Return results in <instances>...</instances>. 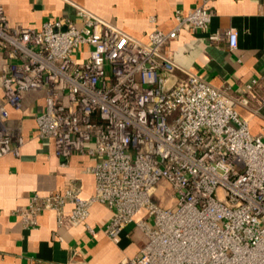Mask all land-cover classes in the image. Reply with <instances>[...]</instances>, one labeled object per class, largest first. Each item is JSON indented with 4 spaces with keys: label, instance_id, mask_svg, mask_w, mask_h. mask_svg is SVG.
I'll list each match as a JSON object with an SVG mask.
<instances>
[{
    "label": "built area",
    "instance_id": "obj_1",
    "mask_svg": "<svg viewBox=\"0 0 264 264\" xmlns=\"http://www.w3.org/2000/svg\"><path fill=\"white\" fill-rule=\"evenodd\" d=\"M177 20L144 42L82 7L32 28L11 21L0 2V157L19 155L25 138L11 111L39 93L36 136L66 160H95L91 198L74 184L35 195L19 215L35 226L40 213L71 204V223L82 225L104 205L113 243L132 226L146 238L120 264H264V133L251 132L229 89L191 73L176 80L163 48L185 27L207 30L211 14L198 7ZM225 34L236 48L237 32ZM162 185L169 205L158 200Z\"/></svg>",
    "mask_w": 264,
    "mask_h": 264
},
{
    "label": "crops",
    "instance_id": "obj_2",
    "mask_svg": "<svg viewBox=\"0 0 264 264\" xmlns=\"http://www.w3.org/2000/svg\"><path fill=\"white\" fill-rule=\"evenodd\" d=\"M0 2L11 21L32 28H40L48 19L75 18L82 7L144 42L154 29L173 30L178 11L186 15L204 7L211 14L207 30L185 27L162 51L179 67L176 80H186L191 73L215 87L229 89L240 102L236 109L249 122L251 132L264 133V0ZM229 29L238 35L234 49L225 34ZM216 33L219 38L211 41L209 36ZM2 65L0 59V104L4 101ZM44 105V97L33 93L21 111H11V120L21 130L25 144L19 155L0 157V264H120L124 257L136 255L146 238L132 226L123 232L120 244L113 243L105 231L112 212L104 205H94L88 223L82 225L71 223V204L62 214L53 210L40 213L35 226L27 225L19 215L35 195L62 193L74 184L81 187L84 199L95 193V177L89 172L93 158L74 154L66 160L36 136L35 115ZM129 233L136 244L129 241Z\"/></svg>",
    "mask_w": 264,
    "mask_h": 264
},
{
    "label": "rangeland",
    "instance_id": "obj_3",
    "mask_svg": "<svg viewBox=\"0 0 264 264\" xmlns=\"http://www.w3.org/2000/svg\"><path fill=\"white\" fill-rule=\"evenodd\" d=\"M158 198H159L158 200H160L161 204H163V205L171 204V202H172L171 194H170V190H169V188L167 186L162 185V187L160 188L159 193H158ZM133 233H131L130 236ZM130 239L132 240V241L129 240L130 242L136 244L135 239L133 238V236H131Z\"/></svg>",
    "mask_w": 264,
    "mask_h": 264
}]
</instances>
